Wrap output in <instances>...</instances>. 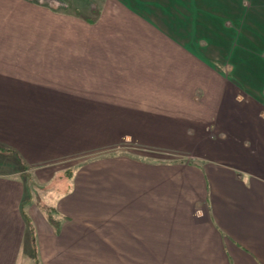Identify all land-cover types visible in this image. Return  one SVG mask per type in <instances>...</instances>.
<instances>
[{
  "label": "crops",
  "instance_id": "crops-1",
  "mask_svg": "<svg viewBox=\"0 0 264 264\" xmlns=\"http://www.w3.org/2000/svg\"><path fill=\"white\" fill-rule=\"evenodd\" d=\"M48 1L0 0V264H264V0Z\"/></svg>",
  "mask_w": 264,
  "mask_h": 264
},
{
  "label": "rangeland",
  "instance_id": "rangeland-1",
  "mask_svg": "<svg viewBox=\"0 0 264 264\" xmlns=\"http://www.w3.org/2000/svg\"><path fill=\"white\" fill-rule=\"evenodd\" d=\"M41 2H49L48 0H39ZM70 1L71 5L76 3H89V0H68ZM36 2V1H34ZM55 2V1H54ZM38 3V2H36ZM80 7V6H78ZM72 9H70L69 11H71ZM105 145V144H104ZM120 146H126L125 149L122 150H130L127 147H131L132 151L134 150V152H141V150H137L134 147H137L138 145L135 142H130V143H125V144H121ZM100 150L98 151H92V150H84L82 156H76L75 158L71 156V158H66L64 160H61V162H59V164H57L56 166L58 167H63L64 169L62 171H60L58 173V177H56V179H54L51 183L47 182V181H42V180H36V176L35 180L33 181V183L40 185V188H36L35 187V192H34V196L35 199H44L45 202H47V200H49L50 202L53 201V199L57 198L58 195H60V191L56 190L57 186H55L54 182L56 183H66V182H70L69 179L71 178V176L69 175V173H72V170H74L76 167L78 166H89L91 164L92 160H96L98 158H101L103 156V154L106 152L105 150H101V148H99ZM118 150V149H117ZM1 156V155H0ZM58 179V181H57ZM64 187V186H63ZM61 190V189H60ZM46 209H50L48 206H45ZM43 211V210H42ZM45 212V210H44ZM48 213V211H47ZM40 262L41 259L40 257L36 258V261Z\"/></svg>",
  "mask_w": 264,
  "mask_h": 264
},
{
  "label": "trees",
  "instance_id": "trees-1",
  "mask_svg": "<svg viewBox=\"0 0 264 264\" xmlns=\"http://www.w3.org/2000/svg\"><path fill=\"white\" fill-rule=\"evenodd\" d=\"M85 9L83 8L82 11H84ZM95 10V13L97 14L99 12V10L97 9H94ZM96 14L93 15V19L95 18ZM87 19H92V16H88ZM1 148V147H0ZM69 175H71V172L69 173ZM50 209H48V214L50 216V218L54 215V211H55V208L52 206V207H49ZM53 221V220H52Z\"/></svg>",
  "mask_w": 264,
  "mask_h": 264
}]
</instances>
